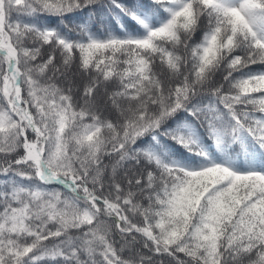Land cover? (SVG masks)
<instances>
[{
	"label": "snow or ice",
	"instance_id": "snow-or-ice-1",
	"mask_svg": "<svg viewBox=\"0 0 264 264\" xmlns=\"http://www.w3.org/2000/svg\"><path fill=\"white\" fill-rule=\"evenodd\" d=\"M258 64L264 0H0V264H264Z\"/></svg>",
	"mask_w": 264,
	"mask_h": 264
},
{
	"label": "trees",
	"instance_id": "trees-1",
	"mask_svg": "<svg viewBox=\"0 0 264 264\" xmlns=\"http://www.w3.org/2000/svg\"><path fill=\"white\" fill-rule=\"evenodd\" d=\"M103 20H107V17L104 15L103 5L102 3H97L84 10L76 11L63 17H41L40 23L75 38L80 33L81 26L85 24L93 32L101 31L103 24L100 21ZM250 70L253 72L264 71V65H253ZM180 255L183 257V254ZM169 261H171V257L163 258V264H169ZM42 264H47V261L42 262ZM157 264H160L159 260Z\"/></svg>",
	"mask_w": 264,
	"mask_h": 264
}]
</instances>
